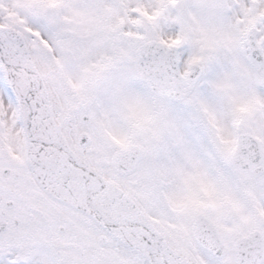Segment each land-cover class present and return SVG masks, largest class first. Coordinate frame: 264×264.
Wrapping results in <instances>:
<instances>
[{"label": "snow or ice", "instance_id": "snow-or-ice-1", "mask_svg": "<svg viewBox=\"0 0 264 264\" xmlns=\"http://www.w3.org/2000/svg\"><path fill=\"white\" fill-rule=\"evenodd\" d=\"M0 264H264V0H0Z\"/></svg>", "mask_w": 264, "mask_h": 264}]
</instances>
